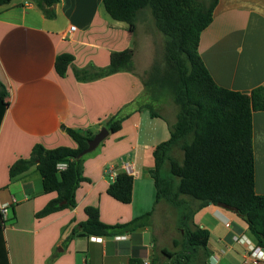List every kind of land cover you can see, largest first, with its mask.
<instances>
[{
  "label": "crops",
  "instance_id": "obj_1",
  "mask_svg": "<svg viewBox=\"0 0 264 264\" xmlns=\"http://www.w3.org/2000/svg\"><path fill=\"white\" fill-rule=\"evenodd\" d=\"M50 7L54 14L46 16L35 0L0 4V82L6 89L0 118V202L15 198L3 227L8 263L129 264L130 256L163 262L168 259L166 252L180 247L174 239L182 235L175 207L162 198L156 200L147 170L154 163L153 146L169 137V123L175 120V111L168 117L163 103L161 115H151L146 108L132 110L87 152L82 160L84 179L72 207L35 216L56 192L42 191L35 164L14 176L8 173L9 165L28 156L36 142L46 147L75 146L66 127L95 132L143 89L139 74L148 65L139 64L137 46L134 71L118 70L86 80L74 74V66L105 65L111 50L131 46L134 36L125 21L111 18L101 0H57ZM70 24L75 28L69 31ZM198 51L218 84L241 91L263 84L264 0H217L211 21L200 33ZM61 52L73 55L64 74L54 67ZM252 127L254 189L264 194V110L252 111ZM123 161L133 165L128 202L107 192L106 169L110 165L115 171L123 169ZM192 203L195 206L196 201ZM86 205L96 206L104 222L125 221L148 210L151 222L131 232L78 234L64 241L86 218ZM194 220L209 230V239L192 263L252 264L250 248L233 235L246 232L253 243L255 237L232 209L208 203L195 211ZM53 251L56 254L48 261Z\"/></svg>",
  "mask_w": 264,
  "mask_h": 264
},
{
  "label": "trees",
  "instance_id": "obj_2",
  "mask_svg": "<svg viewBox=\"0 0 264 264\" xmlns=\"http://www.w3.org/2000/svg\"><path fill=\"white\" fill-rule=\"evenodd\" d=\"M10 0H0V4ZM46 16L54 14L50 7L57 0H35ZM217 0H101L102 7L113 19L127 23L134 36L138 12L149 7L156 28L163 35L159 55L140 74L143 89L133 99L106 118L102 125L116 129L132 110L146 108L151 115H161V106L170 98L177 105L175 120L169 123V137L153 146L154 163L148 167L153 178L156 200L162 198L173 205L178 214L181 238L174 239L178 249L166 252L168 259L149 264H192L199 248H206L209 230L194 220L200 207L214 203L232 209L248 224L258 244L264 245V194L254 189V151L252 146V111L264 110V83L249 91L218 84L198 51L202 29L211 21ZM134 46L113 49L107 64L88 63L74 66L78 79H93L118 70L134 71ZM73 55L58 53L54 67L64 74ZM0 118L6 89L0 82ZM76 145L46 147L33 144L28 156L16 158L8 167L14 176L32 164L40 173L42 191H55L35 216L74 206L75 191L84 179L79 151L87 145L93 130L66 127ZM59 162L65 166L58 167ZM106 175L109 176L106 171ZM107 192L128 202L132 196L133 176L123 169L109 177ZM196 201V204L192 203ZM86 218L79 221L65 237L74 235H115L131 232L150 224L151 210L125 221L104 222L96 206L84 207ZM6 219L0 211V264H9L3 227ZM56 252L48 258L50 261ZM129 264H143V259L130 256Z\"/></svg>",
  "mask_w": 264,
  "mask_h": 264
},
{
  "label": "rangeland",
  "instance_id": "obj_3",
  "mask_svg": "<svg viewBox=\"0 0 264 264\" xmlns=\"http://www.w3.org/2000/svg\"><path fill=\"white\" fill-rule=\"evenodd\" d=\"M142 9L143 10H141L142 12H141L140 16L137 17V19H136V30L134 32L135 34H134V37L132 39L131 45L134 47L135 46L138 47L137 50L140 52L139 56L141 57V58H138V61H140L139 64H142L144 61L145 62L147 61V65H148L147 68H148L151 64L153 57L159 55L163 35L156 28V26L154 24V19H153L152 13L150 11V8L144 7ZM141 15H143V17ZM135 43H136V45H135ZM152 48H153V51H152ZM150 59H151V61H149ZM163 104H164L163 107L166 106L163 109V112L165 114H167L168 117H170V116H172V112L175 111L174 116L176 117V111H177L176 103H174V101H172L170 98H169V100L167 98L166 102H164ZM160 108H161V106L156 105V104L154 105V109L159 110ZM175 117H173V118H175ZM89 154H90V152H89ZM89 154L87 153L85 155H89ZM248 233L251 234L249 230H248ZM176 234H177V236H180L179 229H178V232H176ZM199 249H201V248H199ZM192 264H194V263H192Z\"/></svg>",
  "mask_w": 264,
  "mask_h": 264
},
{
  "label": "built area",
  "instance_id": "obj_4",
  "mask_svg": "<svg viewBox=\"0 0 264 264\" xmlns=\"http://www.w3.org/2000/svg\"><path fill=\"white\" fill-rule=\"evenodd\" d=\"M74 28L75 25L70 24L68 30L70 31ZM57 165L58 167H63L65 166V162H59ZM122 168L128 173L133 172V165L128 161L122 162ZM106 171L110 177H113L116 174L113 165L108 166ZM13 201H15V198H12L10 201L0 202V211L5 219L8 215L9 206L13 203ZM226 224H228V222H226ZM233 237L234 239L242 242L244 246L246 244L250 248L248 253L250 255V261L252 264H261V262L264 260V245L258 244V242L253 243L246 232L234 234ZM143 264H149V260L143 259Z\"/></svg>",
  "mask_w": 264,
  "mask_h": 264
},
{
  "label": "water",
  "instance_id": "obj_5",
  "mask_svg": "<svg viewBox=\"0 0 264 264\" xmlns=\"http://www.w3.org/2000/svg\"><path fill=\"white\" fill-rule=\"evenodd\" d=\"M108 133L109 129L105 125H102L91 137L87 139V145L79 151L78 156L94 149Z\"/></svg>",
  "mask_w": 264,
  "mask_h": 264
}]
</instances>
